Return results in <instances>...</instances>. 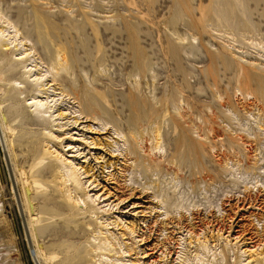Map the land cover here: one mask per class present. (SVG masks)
I'll return each mask as SVG.
<instances>
[{
  "label": "rangeland",
  "instance_id": "rangeland-1",
  "mask_svg": "<svg viewBox=\"0 0 264 264\" xmlns=\"http://www.w3.org/2000/svg\"><path fill=\"white\" fill-rule=\"evenodd\" d=\"M0 130L20 264H264V0H0Z\"/></svg>",
  "mask_w": 264,
  "mask_h": 264
},
{
  "label": "crops",
  "instance_id": "crops-1",
  "mask_svg": "<svg viewBox=\"0 0 264 264\" xmlns=\"http://www.w3.org/2000/svg\"><path fill=\"white\" fill-rule=\"evenodd\" d=\"M9 232V236L6 237L0 233V264H7L8 262L6 261V258L10 255L14 260V264H20L16 238L14 237L12 231Z\"/></svg>",
  "mask_w": 264,
  "mask_h": 264
},
{
  "label": "bare ground",
  "instance_id": "bare-ground-1",
  "mask_svg": "<svg viewBox=\"0 0 264 264\" xmlns=\"http://www.w3.org/2000/svg\"><path fill=\"white\" fill-rule=\"evenodd\" d=\"M61 51V50H60ZM66 53L64 52V51H62V53L60 54H58L57 55V65L59 66V67H61V68H63V67H67V64H68V60L66 59ZM32 100V99H31ZM59 115H62L61 113L59 114ZM28 225H29V220H28ZM27 227V226H26ZM29 227H30V225H29ZM28 231V230H27ZM32 239H33V235H32ZM37 256L39 257V259L41 260V257L39 256V254H38V252H37V255L35 254V256H32V258H33V260H34V263H35V261H38L39 262V260H38V258H37ZM198 257V256H197ZM41 262H42V260H41ZM99 264H108L109 262L111 263V259L109 260L107 257L105 258L103 255L102 256H100V259H99ZM39 264H40V262H39ZM42 264H43V262H42Z\"/></svg>",
  "mask_w": 264,
  "mask_h": 264
},
{
  "label": "water",
  "instance_id": "water-1",
  "mask_svg": "<svg viewBox=\"0 0 264 264\" xmlns=\"http://www.w3.org/2000/svg\"><path fill=\"white\" fill-rule=\"evenodd\" d=\"M1 130H0V140H1V143L3 144V148H4V141L2 139V135H1ZM6 156V155H5ZM10 175H11V172H10ZM11 178L13 180V175H11ZM13 185H14V182H13ZM27 240H28V244L30 246V253H31V256H35V250H34V247H33V244H32V241H31V238L29 236V232H27ZM35 264H39L38 261H35Z\"/></svg>",
  "mask_w": 264,
  "mask_h": 264
}]
</instances>
